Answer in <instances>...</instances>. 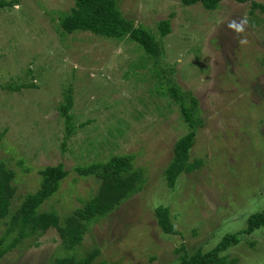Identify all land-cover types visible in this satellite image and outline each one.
<instances>
[{"label": "rangeland", "instance_id": "rangeland-1", "mask_svg": "<svg viewBox=\"0 0 264 264\" xmlns=\"http://www.w3.org/2000/svg\"><path fill=\"white\" fill-rule=\"evenodd\" d=\"M11 1L0 7V84L33 83L0 87V159L15 172L12 207L38 188L40 167L58 162L69 172L40 209L65 216L80 206L96 183L70 169L79 156L92 159L89 149L98 145L132 153L145 182L90 223L75 249H62L50 228L24 239L0 264H54L57 256H80L92 247L100 251L93 264H179L176 248L207 251L264 208V12L251 15L249 2L235 0H221L212 11L181 0H118L125 17L153 32L173 13L162 63H174L175 80L197 97L204 119L191 148V158L203 165L170 188L161 174L187 127L177 105L154 91L150 69L134 67L138 45L88 31L59 34L57 18L73 0ZM69 87L75 125L64 138L57 107ZM22 156L31 170L16 164ZM160 204L180 235L158 227L154 209ZM226 253L236 264H264V228L241 235Z\"/></svg>", "mask_w": 264, "mask_h": 264}, {"label": "trees", "instance_id": "trees-1", "mask_svg": "<svg viewBox=\"0 0 264 264\" xmlns=\"http://www.w3.org/2000/svg\"><path fill=\"white\" fill-rule=\"evenodd\" d=\"M239 3L249 2V13L253 15L256 10L264 12V3L256 0H235ZM14 1L0 0V7L10 6ZM221 0H181L183 5L199 4L207 11L216 10ZM61 12V13H60ZM57 18L56 30L59 34H69L76 31H88L101 38H112L114 41L136 43L139 53L137 66L148 67L156 77L154 91L161 96H167L170 103H175L180 112L187 131L173 144L172 158L162 171L168 187L174 186L179 175L189 174L203 165L202 158H191V148L194 144L199 128L204 125L201 116L199 101L190 90H184L175 80L176 71L174 63L163 65L164 57L163 38L170 32V20L173 13L167 18L157 22V31L141 23H135L133 19L123 15L118 7V0H73V5L68 11H60ZM143 51H142V50ZM144 52V54H143ZM33 86V83H16L1 85L8 90H19L22 87ZM64 102L57 108L63 117L65 136L68 138L74 130L75 123L69 110L72 106L70 87L63 94ZM3 133V132H2ZM1 133V134H2ZM63 140L62 145L64 146ZM110 148L105 151L96 146L89 149L93 158L84 162L79 156V163L73 170L82 178L91 177L96 183V189L88 198L82 200V204L65 216L53 208L41 210L40 205L54 195L63 178L68 174L63 162L48 164L38 169L39 186L33 192H28L20 200L16 208L12 207L15 193L13 185L15 172L6 165V161L0 159V258L8 251L14 249L26 238H38L48 229L57 231L62 249L70 251L81 244L84 233L90 223L113 211L123 201L134 195L145 182V170L133 164L132 153L116 154ZM27 158L17 159L16 164H21L24 170ZM154 216L158 227L166 234H181L170 217L169 208L165 205H157ZM264 228V208L251 213L247 217L246 227L234 233H225L218 243L207 251L200 248L193 253L184 251L183 246L176 248L179 264H236L237 259L230 257L226 251L232 245L240 241L241 235L249 234L256 228ZM182 252V253H181ZM100 251L97 247L86 250L80 256L68 253L53 259L54 264H93Z\"/></svg>", "mask_w": 264, "mask_h": 264}]
</instances>
